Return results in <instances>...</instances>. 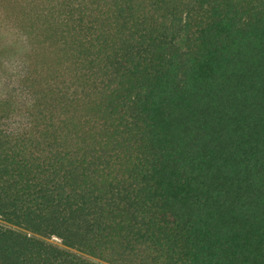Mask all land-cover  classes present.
<instances>
[{
  "label": "trees",
  "instance_id": "trees-1",
  "mask_svg": "<svg viewBox=\"0 0 264 264\" xmlns=\"http://www.w3.org/2000/svg\"><path fill=\"white\" fill-rule=\"evenodd\" d=\"M0 220V264H264V0H0Z\"/></svg>",
  "mask_w": 264,
  "mask_h": 264
},
{
  "label": "rangeland",
  "instance_id": "rangeland-1",
  "mask_svg": "<svg viewBox=\"0 0 264 264\" xmlns=\"http://www.w3.org/2000/svg\"><path fill=\"white\" fill-rule=\"evenodd\" d=\"M0 223H2V224H4V225H7V226H10V225L4 223V222L1 221V220H0ZM50 241L53 242V243H55V244H57V245H61V241H60L59 239H57V238L50 239Z\"/></svg>",
  "mask_w": 264,
  "mask_h": 264
}]
</instances>
